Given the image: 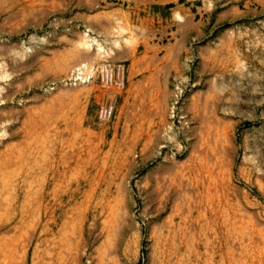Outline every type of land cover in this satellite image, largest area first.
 Returning <instances> with one entry per match:
<instances>
[{
	"label": "rangeland",
	"instance_id": "1",
	"mask_svg": "<svg viewBox=\"0 0 264 264\" xmlns=\"http://www.w3.org/2000/svg\"><path fill=\"white\" fill-rule=\"evenodd\" d=\"M0 264H264V0H0Z\"/></svg>",
	"mask_w": 264,
	"mask_h": 264
}]
</instances>
